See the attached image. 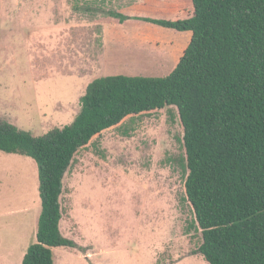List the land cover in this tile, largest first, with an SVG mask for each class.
Masks as SVG:
<instances>
[{"label":"rangeland","instance_id":"rangeland-1","mask_svg":"<svg viewBox=\"0 0 264 264\" xmlns=\"http://www.w3.org/2000/svg\"><path fill=\"white\" fill-rule=\"evenodd\" d=\"M108 3L0 0L1 122L42 137L74 123L97 78L173 72L180 53L171 38L192 33L97 17ZM189 3L159 8L184 19ZM183 137L171 108L127 118L80 150L61 197V232L76 248L54 249L55 264H209L187 201ZM41 211L36 161L0 152V264H22Z\"/></svg>","mask_w":264,"mask_h":264},{"label":"trees","instance_id":"trees-1","mask_svg":"<svg viewBox=\"0 0 264 264\" xmlns=\"http://www.w3.org/2000/svg\"><path fill=\"white\" fill-rule=\"evenodd\" d=\"M192 5L188 19H146L192 33L169 76L97 78L74 123L42 137L0 121V152L30 157L39 170L37 241L22 264H55L54 249L76 248L60 224L63 182L78 152L127 118L171 108L184 128L181 166L198 252L209 264H264V0Z\"/></svg>","mask_w":264,"mask_h":264},{"label":"crops","instance_id":"crops-1","mask_svg":"<svg viewBox=\"0 0 264 264\" xmlns=\"http://www.w3.org/2000/svg\"><path fill=\"white\" fill-rule=\"evenodd\" d=\"M164 3H167V4L172 5V6L177 5L178 7L182 3H184L185 5H188V6L190 4L189 0H109L108 4H111L110 5V7L112 8V9H110L111 11L105 13L104 9H98V12H95L94 14L95 15L98 14L97 17H101L102 15H104V17L106 19H108V20L111 19V20L117 21L119 23H121L120 20L112 17L111 13L115 12L117 14H121L125 17L130 18V20H127L122 24H129L130 22H133L134 21L133 19H135V18H144V19L150 18V19H155V20L178 21V20L188 19V18L192 17L194 14V9L192 8V11L184 19L173 20L172 19L173 17L163 16L165 14H163V12L160 10L159 7H162V5ZM191 3H192V0H191ZM157 10H159L162 13V15ZM183 39H185V38H183ZM191 39H192V36L186 38V40H182L180 43H176L177 38L176 37L171 38V41L174 42V46H175L174 49L177 48L176 51L178 53H180V55H178V57L175 58V60H176L175 62L177 64L179 63L180 59L184 55L187 47L189 46L188 42ZM187 40H188V42H187ZM161 54H163V53H161ZM160 56H162V55H160Z\"/></svg>","mask_w":264,"mask_h":264}]
</instances>
